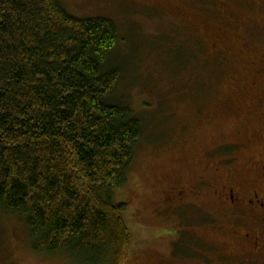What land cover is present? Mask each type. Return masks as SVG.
Listing matches in <instances>:
<instances>
[{"label":"rangeland","instance_id":"1","mask_svg":"<svg viewBox=\"0 0 264 264\" xmlns=\"http://www.w3.org/2000/svg\"><path fill=\"white\" fill-rule=\"evenodd\" d=\"M61 1L75 17L115 23L108 65L120 73L109 96L142 126L123 196L131 239L125 264H173V234L185 243L188 208L173 209L165 196L198 190L196 180H235L243 158L237 155L234 170L217 172L220 145L243 142L254 150L264 143V0ZM0 264L88 263L35 251L22 217L0 211Z\"/></svg>","mask_w":264,"mask_h":264},{"label":"trees","instance_id":"2","mask_svg":"<svg viewBox=\"0 0 264 264\" xmlns=\"http://www.w3.org/2000/svg\"><path fill=\"white\" fill-rule=\"evenodd\" d=\"M117 39L113 21L61 0H0V211L22 217L35 251L129 254L123 196L142 126L109 96Z\"/></svg>","mask_w":264,"mask_h":264},{"label":"flooded vegetation","instance_id":"3","mask_svg":"<svg viewBox=\"0 0 264 264\" xmlns=\"http://www.w3.org/2000/svg\"><path fill=\"white\" fill-rule=\"evenodd\" d=\"M218 149L223 155L217 172L234 170L237 155L243 158L245 166L236 171L235 180L215 185L196 180L192 187L198 190L181 187L165 196L173 209L188 208L185 243L173 234V264H264V143L254 150L243 142H228ZM204 204H213L212 210ZM198 229L222 235L225 241L203 237L206 234Z\"/></svg>","mask_w":264,"mask_h":264}]
</instances>
